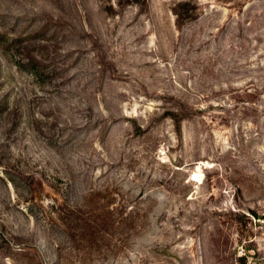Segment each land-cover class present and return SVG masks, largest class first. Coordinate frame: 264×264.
<instances>
[{
    "label": "rangeland",
    "instance_id": "1",
    "mask_svg": "<svg viewBox=\"0 0 264 264\" xmlns=\"http://www.w3.org/2000/svg\"><path fill=\"white\" fill-rule=\"evenodd\" d=\"M0 264H264V0H0Z\"/></svg>",
    "mask_w": 264,
    "mask_h": 264
}]
</instances>
